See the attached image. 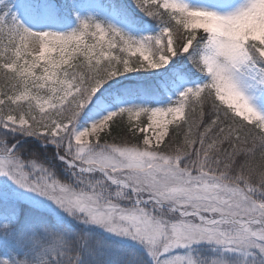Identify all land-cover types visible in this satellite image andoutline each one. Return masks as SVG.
<instances>
[{"label": "snow or ice", "instance_id": "snow-or-ice-1", "mask_svg": "<svg viewBox=\"0 0 264 264\" xmlns=\"http://www.w3.org/2000/svg\"><path fill=\"white\" fill-rule=\"evenodd\" d=\"M0 264H264V0H0Z\"/></svg>", "mask_w": 264, "mask_h": 264}]
</instances>
